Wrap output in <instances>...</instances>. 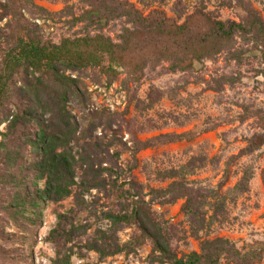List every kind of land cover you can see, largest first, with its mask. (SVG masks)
<instances>
[{"label": "rangeland", "instance_id": "1", "mask_svg": "<svg viewBox=\"0 0 264 264\" xmlns=\"http://www.w3.org/2000/svg\"><path fill=\"white\" fill-rule=\"evenodd\" d=\"M102 1L100 8L111 6L109 0ZM122 1L134 3L145 15L163 12L177 23L185 20L187 10L193 11L201 3L213 17L223 21L245 19L247 13L242 6L255 10L264 21V0ZM32 2L44 9L23 2L15 12L7 13L0 21V28L8 22L15 25L24 16L38 25L44 39L53 42L100 32L117 41L129 25L123 18L111 20L103 28H87L86 21L74 25V16L92 9L93 1L90 4L87 0ZM193 26L191 38L198 41L201 39L198 33L206 31L205 23L197 21ZM134 42L129 57L147 63L140 81L132 80L126 68H120V75L112 82L99 68L68 71L77 78L82 91L68 105L69 110L86 117V124L90 118L96 124L92 142L106 143L117 134L130 148L118 164L106 155L102 166H114L118 171L119 167L123 171L133 167L131 172L122 173L118 189L124 181L127 182L122 189L131 190L128 183L136 181L145 193L151 188H167L173 181H188L192 189L208 195L203 208L205 222L195 227L183 211L184 199L165 205L154 202L153 210L168 226L171 246L180 256L200 251L203 240L216 237L233 240L243 251L264 242V145L259 148L255 145L258 137L264 135V47L236 37L213 57L196 62L187 70L173 71L172 64L177 58H189L188 47L183 48L167 36H139ZM168 54L174 55L163 58ZM88 110L101 117L88 116ZM162 135L168 137L156 138ZM171 138L178 140L165 143ZM149 141L156 145L146 147L145 142ZM249 147L253 150L249 151ZM139 148L142 149L138 151ZM116 149L119 148H112L110 154ZM168 172H173L175 177L164 178ZM245 175H250V180L240 186ZM173 187L170 189L174 190ZM85 200L88 207L82 211L74 197L48 204L33 248L32 264H52L55 259V246L46 238L56 226L58 213L72 208L77 211L76 225H88L90 230L83 236L80 231L75 242L85 243L93 240L100 229L109 227L103 212L120 210L117 191L110 188L94 189L85 195ZM136 234L135 226L122 227L118 232L120 243H126ZM5 246L10 248L8 243ZM152 248V242L147 240L131 253L103 259L97 252L84 249L81 251L84 257L73 256L71 264H169L152 262Z\"/></svg>", "mask_w": 264, "mask_h": 264}, {"label": "trees", "instance_id": "2", "mask_svg": "<svg viewBox=\"0 0 264 264\" xmlns=\"http://www.w3.org/2000/svg\"><path fill=\"white\" fill-rule=\"evenodd\" d=\"M87 1L89 4L93 1L95 6L80 16H74L73 24L86 21L87 28H103L109 21L123 18L129 25L124 27L117 41L100 32L53 42L44 39L38 25L24 16L20 22L17 19L15 25L8 22L0 28V264L33 263V248L49 203L74 197L79 210H87L85 195L94 189L108 188L117 191L120 210L103 212V219L109 221V227L100 229L93 240L75 242L80 231L83 236L90 227L76 225L77 211L73 208L57 214L56 226L46 238L56 249L52 264H71L73 256L84 257L81 252L84 249L97 252L101 259L131 253L147 240L153 244L152 262L264 264V242L243 251L233 240L216 237L203 240L200 251L182 256L175 252L166 231L168 226L153 210L154 202L157 200L165 205L184 199L183 211L195 227L197 223L205 222L203 208L208 195L192 189L188 181H173L167 188H151L146 193L136 181L128 183L131 190L122 189L127 182L124 181L118 189L122 173L131 172L133 167L124 171L119 167L118 171L114 166L102 164L106 155L113 157L118 164L125 151H130L127 143L117 134L106 143L92 142L96 124L91 118L86 124V117H79L68 107L82 95L77 78L68 71L99 68L112 82L120 75V68H126L132 80L140 81L147 63L129 57L134 40L139 36H167L183 48L188 47L189 58H177L172 64L173 71L187 70L196 62L216 55L236 37L264 47L262 18L252 8L242 6L247 13L245 19L223 21L213 17L201 3L193 11L187 10L185 20L177 23L163 12L145 15L129 1L109 0L111 6L104 9L100 8L102 0ZM23 2L44 9L32 0H4L0 2L3 11L0 21L8 12H15ZM197 21L205 23L206 31L198 33L200 40L193 41L192 30ZM173 55H164L163 58L170 59ZM87 113L94 119V115L101 117L97 112L88 110ZM161 137L168 136L156 138ZM177 140L171 138L165 143ZM145 145L152 147L156 144L149 141ZM255 145L257 148L264 145V135L258 137ZM116 147L119 149L110 154V150ZM252 150L253 147H249V151ZM174 177L173 172L164 176ZM250 177L245 175L239 185L244 186ZM172 186L174 190L170 189ZM149 195L151 197L147 199ZM124 226H135L137 234L121 244L118 232ZM7 243L9 249L5 246Z\"/></svg>", "mask_w": 264, "mask_h": 264}]
</instances>
